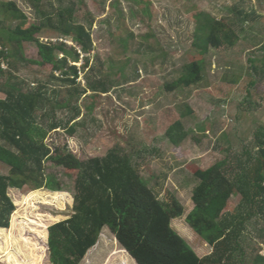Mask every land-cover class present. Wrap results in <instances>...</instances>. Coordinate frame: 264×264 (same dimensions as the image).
Returning <instances> with one entry per match:
<instances>
[{
	"label": "rangeland",
	"instance_id": "rangeland-1",
	"mask_svg": "<svg viewBox=\"0 0 264 264\" xmlns=\"http://www.w3.org/2000/svg\"><path fill=\"white\" fill-rule=\"evenodd\" d=\"M9 2H15L28 16L26 27L39 22L40 15L27 0H0V24H11L5 7ZM70 2L76 6L75 21L89 27L93 36L89 65L92 70L87 79L83 60L77 64L81 70L77 85L63 82L53 74L51 65L25 64L13 73L19 81L32 86L35 82L48 84L53 101L70 105L55 109L52 102L39 113V117L47 115V122H62L63 126L49 133L46 143L51 147L66 145L83 161L104 157L116 145L123 147L161 201L168 202L174 196L184 206L185 215L172 221L173 228L199 256L209 255L212 248L186 222L194 208L192 193L199 183L194 173L240 153L257 129L264 127V0ZM57 6V0H45L41 9L49 12ZM234 8L255 14L256 20L245 23ZM198 14L201 15L197 19ZM207 15L217 20L231 19L240 40L233 48L214 49L208 45L203 56L204 80L189 88L168 91L166 85L185 73L198 27ZM89 20L93 21L92 27ZM57 36L48 32L42 40L55 43ZM67 44L76 46L72 40ZM24 51L28 59L41 60L35 43H25ZM250 59L256 61L257 72L249 71ZM2 69L9 75L11 68L7 63L2 62ZM8 75L0 77L1 83H9ZM104 78L113 83L111 92L78 95L89 82ZM253 80L258 82L255 87L250 86ZM0 98H5L1 92ZM186 106L194 113L182 117ZM178 120L188 135L174 145L166 132ZM71 127H75V134L70 133ZM9 170L0 161V175H7ZM45 172L55 176L64 190L55 197L53 191L40 189L44 192L30 199L29 189L9 190L16 207L9 229L12 230L14 215L17 226L12 232L0 233V264H12L4 257L6 253H13L28 264H52L49 230L74 214L76 173L49 161ZM240 199L234 195L229 210ZM249 228L253 238L245 235L244 247L251 264L249 256L264 255V239L254 238L255 231L264 229V224L260 221ZM80 264L137 263L107 228Z\"/></svg>",
	"mask_w": 264,
	"mask_h": 264
},
{
	"label": "trees",
	"instance_id": "trees-1",
	"mask_svg": "<svg viewBox=\"0 0 264 264\" xmlns=\"http://www.w3.org/2000/svg\"><path fill=\"white\" fill-rule=\"evenodd\" d=\"M27 1L40 15L38 23H29L26 27L28 16L15 2H9L5 7L11 24H0V77L8 75L2 69V62L11 68L9 83L0 81V92L5 95L0 98V161L10 167L7 175H0V233L12 232L17 226L14 215L12 230L9 229L16 210L10 189H29V199L41 195L44 191L40 189L53 191L51 194L55 197L64 190L55 176L46 174L45 164L49 161L76 173L74 214L49 230L52 264H80L107 228L137 264H248L244 237L253 238L251 225H258L260 221L264 224V127L257 129L240 153L230 154L208 169L194 173L199 183L193 190L194 208L186 222L212 248L209 255L201 257L172 226L173 220L185 215L184 206L174 196L168 202L161 201L123 147L116 145L104 157L83 161L66 145L51 147L46 143L49 133L63 126L62 122H47V115L39 117V113L46 111L52 102L55 109L70 105L53 101L47 91L48 84L35 82L32 86L27 81H19L13 73L25 64L51 65L53 74L63 82L77 85L81 74L77 64L83 60L86 79L92 70L89 65L94 41L91 29L75 21L76 6L71 0H57L58 6L49 12L41 9L45 0ZM234 11L245 23L256 20L255 14L246 10L234 8ZM206 17L198 27L185 73L173 84L166 85L168 91L189 88L204 80L203 56L208 45L214 49L233 48L240 40L231 19ZM89 23L92 27L93 21ZM48 32L58 35L55 43L42 40ZM69 40L76 46L67 44ZM25 43L37 45L40 61L25 56ZM249 61V71L257 72L256 61ZM257 85V80L250 84ZM113 88V83L104 78L89 82L77 94L89 91L107 94ZM75 110L79 112L78 108ZM193 113L186 106L181 116ZM75 132V127H71L70 133ZM166 133L174 145L188 135L180 120L172 123ZM234 195L241 199L229 210ZM255 232V239H264V229ZM4 257L12 264H28L13 253H6ZM249 257L251 264H264L261 253Z\"/></svg>",
	"mask_w": 264,
	"mask_h": 264
}]
</instances>
